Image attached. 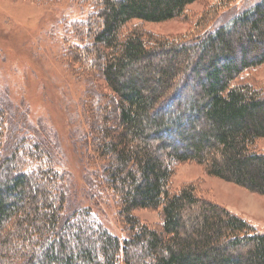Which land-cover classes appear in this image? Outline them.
<instances>
[{
	"label": "trees",
	"instance_id": "1",
	"mask_svg": "<svg viewBox=\"0 0 264 264\" xmlns=\"http://www.w3.org/2000/svg\"><path fill=\"white\" fill-rule=\"evenodd\" d=\"M75 1L91 10L71 23L62 58L73 77L91 81L82 98L92 115L85 146L123 237L67 203L53 148L31 135L0 92V264H264V234L206 200L196 183L171 187L176 168L192 163L264 196V152L256 147L264 139V82L253 78L264 64V0H214L175 38L127 28L189 21L188 7L202 0ZM242 36L236 60L233 43ZM193 59L206 70L184 120L174 104L185 99L180 73ZM175 133L183 148L163 142ZM135 210L158 211L159 231Z\"/></svg>",
	"mask_w": 264,
	"mask_h": 264
},
{
	"label": "rangeland",
	"instance_id": "2",
	"mask_svg": "<svg viewBox=\"0 0 264 264\" xmlns=\"http://www.w3.org/2000/svg\"><path fill=\"white\" fill-rule=\"evenodd\" d=\"M213 1L202 0L189 6V21L132 22L127 29L140 25L147 35L175 38L186 33L191 18ZM90 10L87 4L75 0H0V92L11 104L13 112L23 113L31 135L53 148L55 170L63 177L67 203L75 208H88L109 233L122 238L113 200L100 188L101 169L90 158L85 146L92 123L88 115H92L84 113L82 98L90 90L91 81L73 77L62 58L71 23L85 19ZM244 43L243 36L242 41L235 39L233 43L236 60L240 58ZM259 49H249L248 56H253ZM205 70V66H199L193 59L187 71L180 73L181 79L186 80L185 99H179L174 105L178 104L184 120L189 97L193 91H199L197 81L203 79ZM253 76L255 82H264V64ZM173 112H176L175 108ZM170 113L171 110L165 112ZM110 120L111 127L115 126L116 121ZM197 127L199 130L205 128L201 122ZM177 137L175 133L162 139L166 146L183 148L184 144ZM151 145L156 147L157 143L153 140ZM256 147L264 152V139ZM165 153L166 150L158 152L161 157ZM188 183H196L206 200L238 215L258 233L264 234V196L207 176L202 167L192 163L176 168L171 187L177 190ZM133 214L159 231L161 218L158 211L135 210Z\"/></svg>",
	"mask_w": 264,
	"mask_h": 264
}]
</instances>
